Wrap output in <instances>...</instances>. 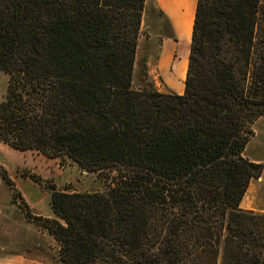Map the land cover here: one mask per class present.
Listing matches in <instances>:
<instances>
[{
    "label": "trees",
    "instance_id": "16d2710c",
    "mask_svg": "<svg viewBox=\"0 0 264 264\" xmlns=\"http://www.w3.org/2000/svg\"><path fill=\"white\" fill-rule=\"evenodd\" d=\"M146 0H0V142L104 182L53 191L59 264H264V0H196L181 95L132 87Z\"/></svg>",
    "mask_w": 264,
    "mask_h": 264
},
{
    "label": "rangeland",
    "instance_id": "374dc122",
    "mask_svg": "<svg viewBox=\"0 0 264 264\" xmlns=\"http://www.w3.org/2000/svg\"><path fill=\"white\" fill-rule=\"evenodd\" d=\"M147 14L141 25L147 37H141L137 46L132 87L141 88L149 81L158 92L174 91L181 95L183 90L167 83L168 74L178 60L177 52H171L167 70L160 65L163 44L177 40L169 29L164 30ZM7 78V74L0 72V102ZM252 129L254 136L243 152L246 159L256 152L255 147L264 143V117L259 118ZM255 179H252L253 183ZM261 186L259 192L263 193L264 183ZM103 189L102 178L80 170L68 158L18 151L0 142V264L16 259L21 260L20 264H59L58 244L43 227L48 221L61 222L50 207L52 190L92 193ZM247 190L241 200L245 206L251 202L252 195Z\"/></svg>",
    "mask_w": 264,
    "mask_h": 264
},
{
    "label": "crops",
    "instance_id": "0c3cea01",
    "mask_svg": "<svg viewBox=\"0 0 264 264\" xmlns=\"http://www.w3.org/2000/svg\"><path fill=\"white\" fill-rule=\"evenodd\" d=\"M153 3L155 7H157L165 16L167 23L165 24L162 20H156V23H160L163 29H169L171 31V34L176 39L175 35V23L176 18L179 13V11L183 10L185 6H188L192 9V25H193V19H194V12H195V6H196V0H146L145 7L146 9H151L153 6ZM180 94V93H177ZM255 153L251 156L247 157V160L254 164H262L264 165V143L263 145H260L258 147H255ZM255 183L252 182V179L249 182L248 192H250L251 195V202L243 205V202L240 203V208L242 210H249L254 211L260 214H264V188L262 189L263 193L259 192L260 188H262V184L264 183V170L261 173V175L255 179ZM254 192V195H253ZM253 196V197H252ZM261 207V208H260ZM21 260H10L7 261L5 264H20Z\"/></svg>",
    "mask_w": 264,
    "mask_h": 264
},
{
    "label": "bare ground",
    "instance_id": "6f19581e",
    "mask_svg": "<svg viewBox=\"0 0 264 264\" xmlns=\"http://www.w3.org/2000/svg\"><path fill=\"white\" fill-rule=\"evenodd\" d=\"M176 20V28L174 31L177 41H167L163 44L160 65L162 69L167 70L171 52H177L178 60L175 62L172 71L168 74L169 79L167 80V83L181 91L183 90L188 48L192 31V9L188 6H185L183 10L179 11Z\"/></svg>",
    "mask_w": 264,
    "mask_h": 264
}]
</instances>
